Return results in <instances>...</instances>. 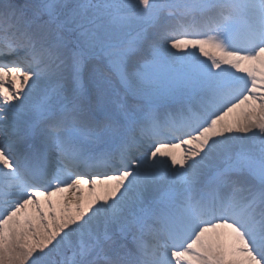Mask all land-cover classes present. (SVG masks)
<instances>
[{"label":"snow or ice","instance_id":"1","mask_svg":"<svg viewBox=\"0 0 264 264\" xmlns=\"http://www.w3.org/2000/svg\"><path fill=\"white\" fill-rule=\"evenodd\" d=\"M0 264H264V0H0Z\"/></svg>","mask_w":264,"mask_h":264},{"label":"bare ground","instance_id":"2","mask_svg":"<svg viewBox=\"0 0 264 264\" xmlns=\"http://www.w3.org/2000/svg\"><path fill=\"white\" fill-rule=\"evenodd\" d=\"M65 195H69L70 196V194H65Z\"/></svg>","mask_w":264,"mask_h":264}]
</instances>
